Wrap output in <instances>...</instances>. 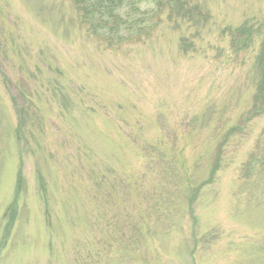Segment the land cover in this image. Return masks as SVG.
<instances>
[{
	"label": "rangeland",
	"instance_id": "obj_1",
	"mask_svg": "<svg viewBox=\"0 0 264 264\" xmlns=\"http://www.w3.org/2000/svg\"><path fill=\"white\" fill-rule=\"evenodd\" d=\"M131 1L0 0V264H264V0Z\"/></svg>",
	"mask_w": 264,
	"mask_h": 264
},
{
	"label": "trees",
	"instance_id": "obj_2",
	"mask_svg": "<svg viewBox=\"0 0 264 264\" xmlns=\"http://www.w3.org/2000/svg\"><path fill=\"white\" fill-rule=\"evenodd\" d=\"M74 12L76 13L79 24L84 27L90 34L97 38H102V41L107 42L108 45L120 44L124 40H129L132 32L141 29L144 33L150 31L151 23L145 22V16L148 12L141 10L139 6L135 5L131 0H71ZM186 3L184 0H156L155 4L164 5L168 4L177 12L183 10V5ZM155 9L153 10V12ZM189 10L180 13L186 20H190ZM178 14V15H180ZM144 15V17H143ZM151 18V17H150ZM144 23V24H142ZM237 31L236 37L240 35ZM247 36H244L240 41L236 37L231 43L237 48L245 49L249 43ZM264 47V46H263ZM261 63V73L263 74L260 83L261 88L264 84V52L261 53L259 58ZM253 164H251L252 166ZM23 178L21 170L19 169L16 177L15 193L11 204L5 211L6 222L2 244L6 242L11 224L15 215V200L21 191Z\"/></svg>",
	"mask_w": 264,
	"mask_h": 264
}]
</instances>
